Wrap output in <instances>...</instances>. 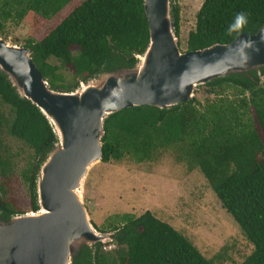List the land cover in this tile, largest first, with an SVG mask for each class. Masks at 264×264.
<instances>
[{
    "label": "trees",
    "instance_id": "trees-1",
    "mask_svg": "<svg viewBox=\"0 0 264 264\" xmlns=\"http://www.w3.org/2000/svg\"><path fill=\"white\" fill-rule=\"evenodd\" d=\"M169 1L174 35L179 31V6ZM0 0V32L5 21L19 22L27 13L43 21L64 15L37 41L23 47L49 88L69 91L95 76L132 67L135 55L147 45L142 0ZM64 14L59 13L64 8ZM238 14L245 24L230 31ZM264 25V0H202L194 26L187 32L185 50L225 44L240 33L253 34ZM53 57L68 67L76 80L64 84ZM215 99L200 104L193 96L174 105L124 107L103 119L100 161L128 155L136 161L171 144L185 145V154L198 167L221 207L238 225L252 249L237 264H264V65L205 81ZM231 90L228 98L225 90ZM0 102L11 111L8 133L23 141L34 159L23 175L30 209H38L35 179L41 162L56 143L45 117L17 95L0 72ZM1 124V112H0ZM3 162L0 157V171ZM18 211L0 196V220ZM109 229L118 248L116 264H212L170 224L145 210L124 213ZM100 243L82 245L69 264H113Z\"/></svg>",
    "mask_w": 264,
    "mask_h": 264
},
{
    "label": "water",
    "instance_id": "water-1",
    "mask_svg": "<svg viewBox=\"0 0 264 264\" xmlns=\"http://www.w3.org/2000/svg\"><path fill=\"white\" fill-rule=\"evenodd\" d=\"M147 45L132 67L96 76L69 91L48 87L29 51L0 38V72L17 95L45 117L55 137L35 179L38 209L0 220V264H69L82 245L109 240L87 218L79 189L100 161L103 119L124 107H168L192 97L195 86L264 65V25L228 43L180 51L168 0H142Z\"/></svg>",
    "mask_w": 264,
    "mask_h": 264
},
{
    "label": "rangeland",
    "instance_id": "rangeland-1",
    "mask_svg": "<svg viewBox=\"0 0 264 264\" xmlns=\"http://www.w3.org/2000/svg\"><path fill=\"white\" fill-rule=\"evenodd\" d=\"M72 1L70 9L81 0ZM176 1L179 6L176 42L178 49L184 51L187 32L194 26L195 13L202 0ZM65 9L59 13L64 14ZM63 16L49 24V21L27 13L17 23L5 21L0 38L9 44L23 46L28 38L39 40ZM48 62L58 65L64 84L76 80L72 71L59 64L57 59L50 57ZM225 93L228 98H233L231 90L227 89ZM192 96L200 104L215 99L203 85L195 86ZM0 112V157L3 162L0 196L18 211L17 214H23L31 211L27 181L23 175L34 155L23 141L8 133L12 115L9 107L0 102ZM184 150L185 145L174 143L154 149L142 161L125 155L119 160H98L92 164L79 189L87 218L97 232L104 234L109 232L112 224H117L118 215L137 216L148 210L186 237L212 264H237L249 254L252 246L221 207L207 180ZM99 243L101 251L111 255L113 264H116L119 247L110 240ZM103 246L111 247L103 249Z\"/></svg>",
    "mask_w": 264,
    "mask_h": 264
},
{
    "label": "clouds",
    "instance_id": "clouds-1",
    "mask_svg": "<svg viewBox=\"0 0 264 264\" xmlns=\"http://www.w3.org/2000/svg\"><path fill=\"white\" fill-rule=\"evenodd\" d=\"M245 17L243 14H238L235 23L231 26L230 31L233 29H239L245 24ZM110 240V239H109Z\"/></svg>",
    "mask_w": 264,
    "mask_h": 264
},
{
    "label": "built area",
    "instance_id": "built-area-1",
    "mask_svg": "<svg viewBox=\"0 0 264 264\" xmlns=\"http://www.w3.org/2000/svg\"><path fill=\"white\" fill-rule=\"evenodd\" d=\"M107 246H103V249H106ZM111 246L107 247L108 249L110 248Z\"/></svg>",
    "mask_w": 264,
    "mask_h": 264
},
{
    "label": "flooded vegetation",
    "instance_id": "flooded-vegetation-1",
    "mask_svg": "<svg viewBox=\"0 0 264 264\" xmlns=\"http://www.w3.org/2000/svg\"><path fill=\"white\" fill-rule=\"evenodd\" d=\"M99 242V241H98ZM91 246V245H90Z\"/></svg>",
    "mask_w": 264,
    "mask_h": 264
}]
</instances>
